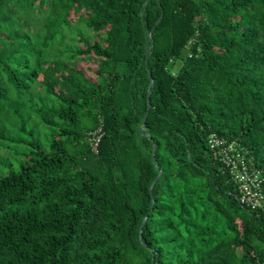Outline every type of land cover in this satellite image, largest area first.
<instances>
[{
    "label": "trees",
    "instance_id": "obj_1",
    "mask_svg": "<svg viewBox=\"0 0 264 264\" xmlns=\"http://www.w3.org/2000/svg\"><path fill=\"white\" fill-rule=\"evenodd\" d=\"M78 63L85 88L38 89ZM210 135L264 180V0H0V146L27 149L0 157V264H264Z\"/></svg>",
    "mask_w": 264,
    "mask_h": 264
},
{
    "label": "built area",
    "instance_id": "obj_2",
    "mask_svg": "<svg viewBox=\"0 0 264 264\" xmlns=\"http://www.w3.org/2000/svg\"><path fill=\"white\" fill-rule=\"evenodd\" d=\"M91 141L92 150L97 152L98 139L93 137ZM207 145L212 157L236 187L239 204L264 213V180L253 158L236 141L229 142L216 135L209 136Z\"/></svg>",
    "mask_w": 264,
    "mask_h": 264
},
{
    "label": "rangeland",
    "instance_id": "obj_3",
    "mask_svg": "<svg viewBox=\"0 0 264 264\" xmlns=\"http://www.w3.org/2000/svg\"><path fill=\"white\" fill-rule=\"evenodd\" d=\"M87 16L88 13L85 9H78L76 7L70 13V21L72 22V24H76L80 28L84 29ZM76 68V71L68 72L59 68L55 64H50L41 73V76L38 80V89L41 92H52L60 96H71L70 90L67 86L72 83L85 88L86 83L80 75V72L89 74L93 69V65L89 63H78ZM27 130L32 133L33 138H35L42 144L47 145L50 139L51 132L40 122L37 117H32V120L27 124ZM27 139L31 140L32 137L27 135ZM7 147L8 149L6 150V147L0 146L1 158L12 160L13 163L18 162L19 160H24L23 158H15L13 154L15 151L21 153L26 152V147H24L23 145L14 144H9ZM8 171V168H3L0 166V177L6 176Z\"/></svg>",
    "mask_w": 264,
    "mask_h": 264
}]
</instances>
